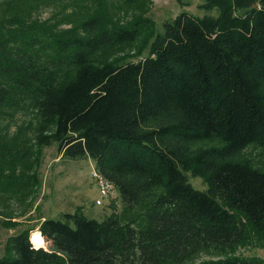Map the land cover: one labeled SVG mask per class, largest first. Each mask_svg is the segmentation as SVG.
Returning a JSON list of instances; mask_svg holds the SVG:
<instances>
[{
    "label": "trees",
    "instance_id": "obj_1",
    "mask_svg": "<svg viewBox=\"0 0 264 264\" xmlns=\"http://www.w3.org/2000/svg\"><path fill=\"white\" fill-rule=\"evenodd\" d=\"M151 2L0 0V205L36 193L52 142L92 158L123 204L101 220L44 217L0 264H183L247 224L264 233V164L235 158L264 152V0H203L217 13L183 11L161 31ZM137 42L147 52L126 60ZM204 140L219 144L193 148Z\"/></svg>",
    "mask_w": 264,
    "mask_h": 264
},
{
    "label": "rangeland",
    "instance_id": "obj_2",
    "mask_svg": "<svg viewBox=\"0 0 264 264\" xmlns=\"http://www.w3.org/2000/svg\"><path fill=\"white\" fill-rule=\"evenodd\" d=\"M203 0H152L147 16L150 17L158 31L162 30L166 20L186 11L196 16L216 14L201 7ZM46 14V13H44ZM139 43L134 52L124 55L126 60H137L142 57L137 54ZM121 56V55H119ZM219 144L218 140H204L196 143L193 148H202ZM235 158L249 161L252 165L262 167L264 152L260 145L250 144L239 151ZM95 163L90 157L68 158L57 149L52 142L41 147V157L37 166L39 186L29 200L12 201L5 209L0 205V256L4 254L7 239L17 232L27 228L32 233L38 230L39 222L44 217L59 218L66 212L79 210L88 218L103 219L107 215L122 213L123 204L119 192L114 187L107 196L99 192L91 170ZM188 182L195 189L205 190L207 184L203 177L194 176L190 171H184ZM30 233V238H31ZM47 243L44 241L43 245ZM255 258L264 262V233L246 225L241 240L228 245L201 247L185 260L183 264H199L209 260L224 258Z\"/></svg>",
    "mask_w": 264,
    "mask_h": 264
},
{
    "label": "built area",
    "instance_id": "obj_3",
    "mask_svg": "<svg viewBox=\"0 0 264 264\" xmlns=\"http://www.w3.org/2000/svg\"><path fill=\"white\" fill-rule=\"evenodd\" d=\"M91 176L95 178L99 192L102 196H107V194H109L114 188L113 183L106 179L96 168L91 170Z\"/></svg>",
    "mask_w": 264,
    "mask_h": 264
},
{
    "label": "bare ground",
    "instance_id": "obj_4",
    "mask_svg": "<svg viewBox=\"0 0 264 264\" xmlns=\"http://www.w3.org/2000/svg\"><path fill=\"white\" fill-rule=\"evenodd\" d=\"M41 246V245H40Z\"/></svg>",
    "mask_w": 264,
    "mask_h": 264
}]
</instances>
